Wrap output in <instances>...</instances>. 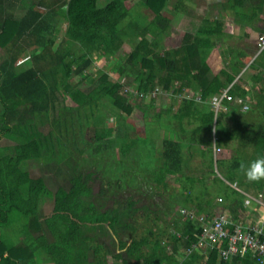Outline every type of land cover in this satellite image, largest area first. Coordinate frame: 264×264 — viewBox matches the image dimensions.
I'll use <instances>...</instances> for the list:
<instances>
[{
    "label": "trees",
    "instance_id": "obj_1",
    "mask_svg": "<svg viewBox=\"0 0 264 264\" xmlns=\"http://www.w3.org/2000/svg\"><path fill=\"white\" fill-rule=\"evenodd\" d=\"M166 1L139 0L153 13L150 18L149 13L140 15L138 5L127 0H108L105 4H99V0H0V47L4 49L0 54V140L11 141L0 144V264H24L42 252L56 264H200V261L202 264H260L252 250L227 258L217 247L188 251L202 230L193 213L211 217L221 212L220 200H214L208 190L201 193L203 200L197 202V209L188 213L182 222L164 219L166 226L162 228L157 219H162L160 213L166 209L158 204H139L118 188L110 205L98 204L82 173L71 175L69 188L59 186L53 191L44 175L34 176L28 167L31 160L50 162V157L53 158V142H49L52 138L50 133L40 130V124L52 117L56 124L68 127L62 115L73 106L65 103L66 95L85 83L87 92L97 88L100 98L107 97L116 106L120 119L117 124L108 125L100 112L95 116L97 121L88 125L87 133L97 141L98 148L111 149L114 140H118L121 152H128L135 127L125 118L138 107L136 98L151 92L157 83L178 93L200 94L201 101L184 96V106L176 116L182 120L185 109L191 107L202 114L206 109L202 119L204 130L212 128L214 114L209 102L235 79V73L211 72L204 51L200 50L199 38L187 37L180 46L164 48L163 53L154 49L161 44L163 30L169 24L162 12ZM66 23L65 36L58 40L56 36ZM149 31L154 35H148ZM127 32L141 38L130 51L127 65L117 64L115 71L127 77L133 75V82L137 83L135 96L125 89L124 82L114 80L109 70L95 73L90 69L94 74L81 76L94 62L92 53L111 59L121 48ZM76 39L81 49L73 51L70 47ZM26 52L28 57L20 60ZM72 75L78 78L75 82L70 80ZM230 92L234 96L229 100L234 127L231 130L224 122L219 124L223 132L230 133H227L228 139L219 137L220 142L227 147L251 142L258 145L259 156L264 155V123L243 119L238 114L240 104H235L237 96L247 100L249 91L236 81ZM93 101L96 100L89 104ZM200 103L204 104L202 108ZM254 103L262 107V92ZM202 114H199L201 118ZM173 127L169 128L174 130ZM161 154L165 169L173 172L181 163L182 146L174 138H165ZM238 164L236 158L225 170L227 179L238 180ZM220 166L224 168L221 163ZM218 179L230 187L219 196L222 200L224 196L228 198V214L237 222L241 220L249 186L257 188V196L264 198V180L249 182L243 176L238 189L216 173L215 180ZM103 187L100 193L105 191ZM47 198L54 200L53 212L42 214L40 204ZM150 215L156 217L154 223ZM157 225L159 228L155 230ZM28 229H34L35 234ZM23 231L30 234L29 238L26 234L24 241L13 239L14 234ZM102 234L109 235V243L101 239ZM166 234L172 253L167 251L166 244L161 245ZM109 253L115 255L112 261L107 257Z\"/></svg>",
    "mask_w": 264,
    "mask_h": 264
},
{
    "label": "rangeland",
    "instance_id": "obj_2",
    "mask_svg": "<svg viewBox=\"0 0 264 264\" xmlns=\"http://www.w3.org/2000/svg\"><path fill=\"white\" fill-rule=\"evenodd\" d=\"M107 1L99 0V4H105ZM137 1L128 0L127 3L135 4ZM231 1L238 5L239 0ZM137 12H140V15L144 17L151 11L138 10ZM149 15L153 16V14ZM66 25L67 23L58 32L57 39L60 35L61 37L65 36ZM149 32L148 35H154L153 31ZM140 38L141 36H136L133 33L128 34L127 32V35L123 38L121 48L117 49L111 59L97 52L92 53L94 62L89 66V69L81 73V76L94 74L90 69L95 73H98V70H109L112 78L114 80L120 79L124 82L126 85L125 89L129 92L132 91L134 93L133 96H135L137 89L134 85L137 83L133 82L135 81L133 75L130 77H127L126 74L122 75L123 73L115 71V67L127 65L126 60L130 51ZM70 48L73 51L81 49L80 41L76 39ZM164 48L163 41L154 47L159 53H163L166 49ZM3 53L4 49L0 47V54ZM27 57L28 52L20 60H24ZM77 79V77L72 75L70 80L75 82ZM84 85H87V83ZM84 85L72 88L66 95L65 103L70 107L73 106L71 110L65 108L67 109L66 114L62 115V119L67 121L68 127L64 126L63 123L61 124L62 126L56 124L52 117L45 119L40 124V130L45 134L50 133L52 138L49 142H53L51 146L53 158L50 157V162L45 159L39 161L31 160L28 167L32 175H44L48 185L54 191L59 186L69 188L71 175L82 173L87 177L85 180L89 181L98 204L103 202L110 205L113 201V192H115V188H118L123 194L129 195L139 204L145 202L162 206L166 210L160 213L162 219H157L162 228L166 226L164 219L172 223L182 222L188 213L195 211L198 207L197 202L203 200L204 195H202V192L206 190L211 193L210 195L214 200H220L218 210H220V207L229 209L228 198L224 196L222 200L219 195L229 191L230 187L220 182L219 179L216 181V173L230 185L239 189L238 184L240 186L242 177L245 176L241 170V164H248L259 156L257 153L259 150L258 145L254 143L243 144L239 142L236 146L232 144L227 147L223 142H220L219 137L228 139L227 137L230 133L229 131H227L228 134L223 132V127L219 126V124L224 122V125L231 130L234 127L230 103L225 107L226 101H222L220 105L209 102V107L213 110L214 121L211 123V129L204 130L205 125L202 119L206 115V109H204L202 114V111H196L195 107H191L188 110L185 109L186 114L183 115L182 120L176 116L178 111L182 109L181 106H184V96L189 98L194 96L193 98L198 101L196 95L191 91L178 93L174 91V88L164 89L157 83L150 90L151 92L146 93L143 97L136 98L137 102H139L138 107L125 118V121L135 127V131L131 136L130 149L128 152H121V144L118 140H114L113 148L104 149L98 148L97 141H93L88 135V125L97 121L95 116L98 113L101 112V116L105 117L104 120L108 125H115L120 119L116 106L112 105L107 97L100 98V95L97 94V88H92V91L87 92L84 89ZM93 99L96 101H93V104L91 103L92 105H90L89 102ZM247 100L256 102L250 96H247ZM85 104H87V107ZM200 106L202 108L204 104L200 103ZM239 108L238 114L243 119L254 123H264L262 107H257L256 105L252 110L246 111L244 104L240 103ZM199 114H202V118ZM165 125L174 126V130ZM137 135H140V137L137 138ZM165 138H174L182 146L181 163L173 172L164 167L165 159L161 152L165 146ZM9 142L11 141L7 139L0 140V144L3 145ZM236 158L239 162L238 180L231 181L224 174L228 166L233 165V160ZM220 163L225 169L220 166ZM103 185V188L106 189L103 193H100V188ZM249 187V193L257 196V188L254 186ZM187 196L190 197L189 200H186ZM261 203L263 202L261 201ZM261 203L257 199L251 198L250 201L247 199V203L243 207V213H249L248 211L251 208L259 212L262 210L263 213ZM54 205V200L47 198L40 204L42 214L53 212ZM228 211L230 212V210ZM195 214L197 213H193V217ZM150 216L154 223L156 217L154 215ZM241 219L245 218L241 217ZM16 225H18V222H16ZM159 225L155 226L154 229L157 230ZM33 230L28 229V231L35 234ZM26 234L29 238L30 234L28 233H24V238H27ZM167 234L162 238L161 245L166 244L167 251L172 253L170 250L171 242L168 243ZM19 237L21 239V234H19ZM115 238L118 239L117 236ZM101 239L107 243L110 242L109 235L102 234ZM107 257L112 261L115 255L114 253H109ZM174 257L177 256L174 255ZM199 263L202 264L201 261ZM116 264L120 263L117 262Z\"/></svg>",
    "mask_w": 264,
    "mask_h": 264
},
{
    "label": "crops",
    "instance_id": "obj_3",
    "mask_svg": "<svg viewBox=\"0 0 264 264\" xmlns=\"http://www.w3.org/2000/svg\"><path fill=\"white\" fill-rule=\"evenodd\" d=\"M136 4L138 10H150L139 0ZM162 12L170 21L163 30L161 40L166 49L180 46L187 37L190 40L199 38L200 50L204 51L211 72L217 74L228 70L235 73V79L227 87L240 82L249 91L247 96L252 100L257 99L259 92L264 94V50L258 52V40L264 33V0H239L238 5L231 0H167ZM196 98L202 100L200 94ZM248 103L256 106L253 101ZM246 194L249 201L252 198L261 203L258 196L249 192ZM261 206L263 213L251 208L249 213L242 212L245 219L239 222L250 225L264 220V203ZM228 210L220 207L219 214L228 213ZM21 234V239L16 234L13 239L24 241V231ZM24 264H56V261L42 252L35 258L27 259Z\"/></svg>",
    "mask_w": 264,
    "mask_h": 264
},
{
    "label": "built area",
    "instance_id": "obj_4",
    "mask_svg": "<svg viewBox=\"0 0 264 264\" xmlns=\"http://www.w3.org/2000/svg\"><path fill=\"white\" fill-rule=\"evenodd\" d=\"M262 48H264V33L261 34L259 39V49ZM230 88L231 86L224 88L211 102L220 105L222 101H226V107L227 101L234 99ZM236 103H243L244 108L249 109L248 100L244 97L237 96ZM220 199L222 198L220 197ZM260 201L264 203L263 196L260 197ZM194 219L200 223L202 230L198 241L194 242L188 251L201 248L206 250L208 246L217 247L221 255L227 258L236 254L243 255L252 250L256 254L259 263L264 264V220L244 225L235 221L228 213H220L211 217L208 214H195ZM244 227L248 229H244Z\"/></svg>",
    "mask_w": 264,
    "mask_h": 264
},
{
    "label": "clouds",
    "instance_id": "obj_5",
    "mask_svg": "<svg viewBox=\"0 0 264 264\" xmlns=\"http://www.w3.org/2000/svg\"><path fill=\"white\" fill-rule=\"evenodd\" d=\"M258 49H259V40H258ZM263 49L264 48L259 49L258 52H260ZM232 85L233 83L231 84V87ZM227 104H229V101H227ZM241 170L243 171L246 179L249 182H259L261 180H264V155L258 156L257 159L251 161L248 164H241Z\"/></svg>",
    "mask_w": 264,
    "mask_h": 264
}]
</instances>
